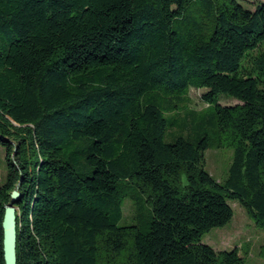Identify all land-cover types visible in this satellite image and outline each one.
<instances>
[{
  "label": "trees",
  "instance_id": "16d2710c",
  "mask_svg": "<svg viewBox=\"0 0 264 264\" xmlns=\"http://www.w3.org/2000/svg\"><path fill=\"white\" fill-rule=\"evenodd\" d=\"M0 145V264L14 191L17 264H251L202 241L264 229V2L0 0Z\"/></svg>",
  "mask_w": 264,
  "mask_h": 264
},
{
  "label": "rangeland",
  "instance_id": "374dc122",
  "mask_svg": "<svg viewBox=\"0 0 264 264\" xmlns=\"http://www.w3.org/2000/svg\"><path fill=\"white\" fill-rule=\"evenodd\" d=\"M245 8L254 9L256 3L264 0H237ZM203 90L192 89L190 92L191 103L189 109L194 111L205 110L208 105L203 101ZM238 102L235 99L225 96L219 97L222 105H233ZM7 153L0 145V187L7 179ZM206 171L218 182L223 183L229 174L233 159L232 148H217L212 146L206 154ZM234 210V218L224 228L213 229L203 238L202 243L211 246L216 251H233L239 249L241 255L248 263L263 264L264 260L259 256L261 246L264 245V229L258 227L248 216L247 212L239 203L231 202ZM124 218L120 225H128L133 219V205L126 199L123 205Z\"/></svg>",
  "mask_w": 264,
  "mask_h": 264
},
{
  "label": "water",
  "instance_id": "95a60500",
  "mask_svg": "<svg viewBox=\"0 0 264 264\" xmlns=\"http://www.w3.org/2000/svg\"><path fill=\"white\" fill-rule=\"evenodd\" d=\"M17 197L18 192L14 191L3 221L5 264H17Z\"/></svg>",
  "mask_w": 264,
  "mask_h": 264
}]
</instances>
